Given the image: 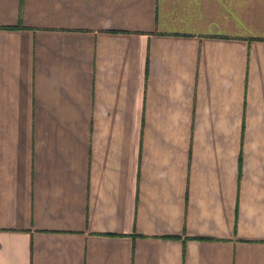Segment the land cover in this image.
<instances>
[{
	"label": "crops",
	"instance_id": "obj_1",
	"mask_svg": "<svg viewBox=\"0 0 264 264\" xmlns=\"http://www.w3.org/2000/svg\"><path fill=\"white\" fill-rule=\"evenodd\" d=\"M0 264H264V0H0Z\"/></svg>",
	"mask_w": 264,
	"mask_h": 264
}]
</instances>
